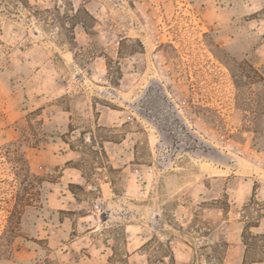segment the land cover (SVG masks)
Instances as JSON below:
<instances>
[{
  "label": "rangeland",
  "instance_id": "1",
  "mask_svg": "<svg viewBox=\"0 0 264 264\" xmlns=\"http://www.w3.org/2000/svg\"><path fill=\"white\" fill-rule=\"evenodd\" d=\"M0 264H264V0H0Z\"/></svg>",
  "mask_w": 264,
  "mask_h": 264
},
{
  "label": "trees",
  "instance_id": "2",
  "mask_svg": "<svg viewBox=\"0 0 264 264\" xmlns=\"http://www.w3.org/2000/svg\"><path fill=\"white\" fill-rule=\"evenodd\" d=\"M13 155H15V156H17V159H19L18 160V162H17V165L18 166H20L19 168V170H18V172H17V175H21V177L23 178V179H27V178H29L30 177V174H29V172L28 171H26L25 169H24V165H25V160H23V158H21V154L20 155H18V153L17 152H14L13 153ZM23 157V156H22ZM21 158V159H20ZM20 161V162H19ZM23 163V164H22ZM21 167H23V168H21Z\"/></svg>",
  "mask_w": 264,
  "mask_h": 264
}]
</instances>
